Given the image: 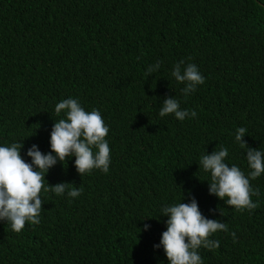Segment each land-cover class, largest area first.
I'll list each match as a JSON object with an SVG mask.
<instances>
[{
  "label": "trees",
  "instance_id": "trees-1",
  "mask_svg": "<svg viewBox=\"0 0 264 264\" xmlns=\"http://www.w3.org/2000/svg\"><path fill=\"white\" fill-rule=\"evenodd\" d=\"M182 60L205 78L186 97L171 75ZM169 97L196 117H161ZM69 98L101 113L109 170L81 176L74 156L58 161L45 186L81 195L42 191L40 223L19 233L0 221V264H169L154 247L162 209L192 198L228 228L210 237L218 248L198 249L203 264H264V173L250 181L259 206L237 211L209 194L198 165L227 148L225 163L247 176L239 127L264 152V0H0V146L23 143L28 163L32 145L49 153L65 118L55 106Z\"/></svg>",
  "mask_w": 264,
  "mask_h": 264
},
{
  "label": "clouds",
  "instance_id": "clouds-1",
  "mask_svg": "<svg viewBox=\"0 0 264 264\" xmlns=\"http://www.w3.org/2000/svg\"><path fill=\"white\" fill-rule=\"evenodd\" d=\"M161 67L160 63L149 66V76ZM171 75L185 87L181 90L185 97L194 92L205 78L195 64L177 63ZM55 112L65 118L55 122L50 133V149L42 153L37 145H32L27 156L28 163L21 156L23 143L14 142L9 146H0V221H6L14 232L19 233L27 223L38 225L43 201L42 191H52L62 196L67 191L69 197H78L82 188L70 183H57L45 186V175L57 162L67 163V159L75 157L74 166L78 174L83 176L93 169L107 173L110 165V148L106 141L109 128L98 110L88 112L81 107L76 99H64L57 103ZM174 114L183 121L195 111L181 110L180 103L173 97L165 98L160 107L159 115ZM247 129H236L235 140L241 148H246V159L251 171L246 176L235 165L225 163L228 156L227 148L214 150L211 154L202 155L199 168L210 173L209 194L223 200L227 206L237 211L253 210L259 206L252 201V196H259V189H253L250 181L264 173V152L251 148L243 139ZM95 149V151H94ZM199 179V178H198ZM162 215L167 216L166 230L161 234L160 243L155 248H163L169 264H203L198 253L201 247L213 250L218 248L219 241L210 239L217 231H228L227 225L219 220L208 219L200 211L195 198L189 203L180 202L166 206ZM150 226L145 224L144 229ZM235 240V233H232Z\"/></svg>",
  "mask_w": 264,
  "mask_h": 264
}]
</instances>
